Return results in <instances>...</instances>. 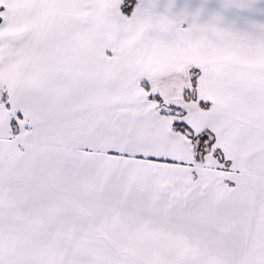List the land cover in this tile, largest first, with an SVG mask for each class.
<instances>
[{
	"label": "snow or ice",
	"instance_id": "1",
	"mask_svg": "<svg viewBox=\"0 0 264 264\" xmlns=\"http://www.w3.org/2000/svg\"><path fill=\"white\" fill-rule=\"evenodd\" d=\"M0 264H264V0H0Z\"/></svg>",
	"mask_w": 264,
	"mask_h": 264
}]
</instances>
